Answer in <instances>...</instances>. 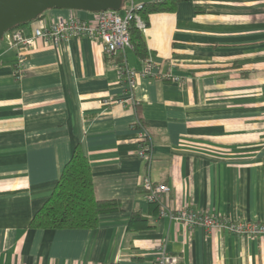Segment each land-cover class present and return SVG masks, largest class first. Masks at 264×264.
<instances>
[{
  "label": "crops",
  "instance_id": "crops-1",
  "mask_svg": "<svg viewBox=\"0 0 264 264\" xmlns=\"http://www.w3.org/2000/svg\"><path fill=\"white\" fill-rule=\"evenodd\" d=\"M71 16L96 12L48 9L20 31ZM143 38L146 58L132 46L109 55L89 37L37 38L20 78V48L0 39V264H155L164 250L184 264H264V236L152 217L143 189L146 178L167 184L161 201L174 211L264 220V0L183 1L150 14ZM148 57L181 79L142 77L132 94L120 66L141 68ZM137 115L150 161L138 154ZM78 144L95 197L121 209L96 228L31 227ZM133 210L152 226L130 230Z\"/></svg>",
  "mask_w": 264,
  "mask_h": 264
},
{
  "label": "built area",
  "instance_id": "built-area-1",
  "mask_svg": "<svg viewBox=\"0 0 264 264\" xmlns=\"http://www.w3.org/2000/svg\"><path fill=\"white\" fill-rule=\"evenodd\" d=\"M141 7L142 4L136 5L133 3V0H129L124 14H121L119 10L108 9L96 12V17L92 20L77 16L59 18L49 24L35 26L31 34H24L20 30L7 31L5 34L9 43L12 46L20 48L18 61L14 67L15 76L17 78L21 77L25 56L24 52L37 38L42 39L47 44L64 45L72 39L89 37L91 39H99L102 42L105 52L109 55H114L118 52L124 53L128 47L132 46L130 36L132 22H135L142 32L145 33L147 30V22L136 12ZM155 64V61L151 57H148L145 59V64L141 68H132L127 64L121 65L120 76L124 81L126 90L133 94L138 79L142 77L165 78L175 81L181 79L170 73H163L160 69L155 70ZM133 126L141 130L140 141L146 140L148 143V146L144 147L139 141V156L148 161L152 160V141L150 134L138 115L134 120ZM144 187L147 191L146 196L148 200L150 202L158 201L161 204L162 216H168L171 219L178 220L185 227L194 228L201 226L209 231L221 229L238 235L252 237L264 236V220L231 219L229 217L217 216L187 208L174 211L165 207L161 201L162 194L170 190L167 184H155L150 178H146ZM155 264H184V261L182 255L168 253L164 250L156 257Z\"/></svg>",
  "mask_w": 264,
  "mask_h": 264
},
{
  "label": "trees",
  "instance_id": "trees-1",
  "mask_svg": "<svg viewBox=\"0 0 264 264\" xmlns=\"http://www.w3.org/2000/svg\"><path fill=\"white\" fill-rule=\"evenodd\" d=\"M183 1L190 0L145 2L136 12L147 22L150 14L174 11L177 5ZM127 5L128 0H123L121 8H126ZM45 13L46 11L34 20L41 18ZM32 21L21 23L9 31L20 30ZM130 36L132 47L142 58H146L148 53L143 32L135 22H132ZM140 143L144 147L148 146L146 140H142ZM143 189L146 193L144 185ZM150 205L152 217L161 214V204L158 201H151ZM120 209L121 203L117 199L100 200L95 197L91 163L81 145L78 144L64 166L51 195L35 213L30 226L37 228H96L100 225L102 214ZM151 221L152 219L140 210H133L128 222L129 229L134 231L152 226Z\"/></svg>",
  "mask_w": 264,
  "mask_h": 264
},
{
  "label": "water",
  "instance_id": "water-1",
  "mask_svg": "<svg viewBox=\"0 0 264 264\" xmlns=\"http://www.w3.org/2000/svg\"><path fill=\"white\" fill-rule=\"evenodd\" d=\"M123 0H0V39L15 26L32 21L48 9L90 12L120 10Z\"/></svg>",
  "mask_w": 264,
  "mask_h": 264
},
{
  "label": "rangeland",
  "instance_id": "rangeland-1",
  "mask_svg": "<svg viewBox=\"0 0 264 264\" xmlns=\"http://www.w3.org/2000/svg\"><path fill=\"white\" fill-rule=\"evenodd\" d=\"M119 11H120L121 14H124L125 13V8H121Z\"/></svg>",
  "mask_w": 264,
  "mask_h": 264
}]
</instances>
